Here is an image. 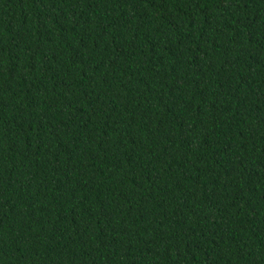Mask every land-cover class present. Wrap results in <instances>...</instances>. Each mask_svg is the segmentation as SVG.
I'll return each mask as SVG.
<instances>
[{"label":"trees","instance_id":"16d2710c","mask_svg":"<svg viewBox=\"0 0 264 264\" xmlns=\"http://www.w3.org/2000/svg\"><path fill=\"white\" fill-rule=\"evenodd\" d=\"M0 264H264V0H0Z\"/></svg>","mask_w":264,"mask_h":264}]
</instances>
